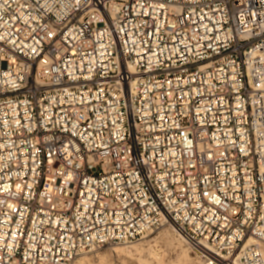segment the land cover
I'll use <instances>...</instances> for the list:
<instances>
[{
    "label": "built area",
    "instance_id": "1",
    "mask_svg": "<svg viewBox=\"0 0 264 264\" xmlns=\"http://www.w3.org/2000/svg\"><path fill=\"white\" fill-rule=\"evenodd\" d=\"M164 226L264 264V0H0V264Z\"/></svg>",
    "mask_w": 264,
    "mask_h": 264
},
{
    "label": "bare ground",
    "instance_id": "2",
    "mask_svg": "<svg viewBox=\"0 0 264 264\" xmlns=\"http://www.w3.org/2000/svg\"><path fill=\"white\" fill-rule=\"evenodd\" d=\"M177 234L181 239L179 237L177 238L176 234H173L174 239L177 240L175 259L167 257L165 251L161 249L157 243L148 246L135 244L124 247L113 246L115 248L112 247V249H108L106 253H101V250H96L92 253L80 256L75 264H115V258L120 260L122 264H192L194 260H197L198 264H200L199 259L197 257L193 258L189 248L183 244L184 239L182 236L178 232ZM251 242H253L252 239L249 240V243ZM262 251L264 252V247Z\"/></svg>",
    "mask_w": 264,
    "mask_h": 264
},
{
    "label": "rangeland",
    "instance_id": "3",
    "mask_svg": "<svg viewBox=\"0 0 264 264\" xmlns=\"http://www.w3.org/2000/svg\"><path fill=\"white\" fill-rule=\"evenodd\" d=\"M171 234H172V236H171ZM173 234L174 235L176 234V237L177 238L179 237L178 234H177V232L173 228L168 227V226H164V227H161L159 230H157V231H155V232L147 235V237L144 240H141V241L136 242V243L131 244V245H119V246H116V247L132 246V245H135V244H137V245L138 244H141V245H144V246H148V245H155L157 243L160 246V248L165 251V253L167 254V257H171L172 259H175L174 256H176L175 252L177 250V247H176L177 246V240L174 239ZM147 241H148V243H147ZM183 244L186 247L189 248V246L186 244L185 241L183 242ZM113 248H115V247H113ZM108 249H112V247H105V248H103L101 250V253L108 252ZM189 251H190L191 256L193 258H195L196 256L191 251L190 248H189ZM114 263L115 264H122L120 260H117V258L114 259ZM192 264H198L197 260H194Z\"/></svg>",
    "mask_w": 264,
    "mask_h": 264
}]
</instances>
